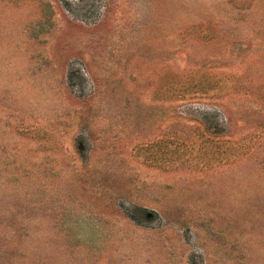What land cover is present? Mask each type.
Here are the masks:
<instances>
[{
	"label": "rangeland",
	"instance_id": "rangeland-1",
	"mask_svg": "<svg viewBox=\"0 0 264 264\" xmlns=\"http://www.w3.org/2000/svg\"><path fill=\"white\" fill-rule=\"evenodd\" d=\"M0 264H264V0H0Z\"/></svg>",
	"mask_w": 264,
	"mask_h": 264
}]
</instances>
